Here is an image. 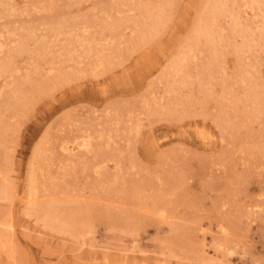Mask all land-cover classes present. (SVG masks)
I'll return each instance as SVG.
<instances>
[{
	"label": "rangeland",
	"instance_id": "1",
	"mask_svg": "<svg viewBox=\"0 0 264 264\" xmlns=\"http://www.w3.org/2000/svg\"><path fill=\"white\" fill-rule=\"evenodd\" d=\"M217 2L0 0V264H264V0L192 42Z\"/></svg>",
	"mask_w": 264,
	"mask_h": 264
},
{
	"label": "bare ground",
	"instance_id": "2",
	"mask_svg": "<svg viewBox=\"0 0 264 264\" xmlns=\"http://www.w3.org/2000/svg\"><path fill=\"white\" fill-rule=\"evenodd\" d=\"M218 2L217 3H214V5H213V7L211 8V10L208 12V13H204L205 15H199L198 16V19H197V22H196V27H195V29H194V34H193V36H192V34H191V36H192V42L193 41H198L199 39H202V38H205L204 40H207V41H209L210 43H213L214 44V40H213V36H214V33H212L213 32V28H214V25H215V23H216V20H217V18H218V16L220 15V14H222V12L223 11H225V10H223L224 9V3H225V0H217ZM252 2V1H251ZM264 4V3H263ZM154 5V4H153ZM158 5V4H157ZM142 10H143V12L141 13V15H140V17H144V21H149V24L151 25V26H154L153 24H156V22H157V14H156V12H153L154 10L149 6V5H147V4H144V2H143V5H142ZM226 8V7H225ZM166 13V12H165ZM199 13V12H198ZM202 14H203V11L201 12ZM232 17V16H231ZM164 19V18H163ZM234 19H236V18H234ZM116 22V21H115ZM115 22H113V23H115ZM122 24V23H121ZM162 24V23H161ZM114 25V24H113ZM149 25V26H150ZM150 26V27H151ZM68 28H69V26H68ZM70 28H71V26H70ZM73 28V27H72ZM76 28V27H75ZM111 28H113V27H111ZM142 29V28H141ZM70 30V29H69ZM76 30V29H75ZM134 32V31H133ZM139 32H140V30H139ZM29 35H31V34H29V33H27L26 35H25V38L27 37V36H29ZM75 35H76V33H75ZM77 35H78V33H77ZM31 37H32V35H31ZM35 36H33V38H34ZM207 38V39H206ZM30 39V38H29ZM32 39V38H31ZM46 39V38H45ZM35 40H37V39H35ZM39 40H41V39H39ZM38 40V41H39ZM37 41V42H38ZM43 41V40H42ZM87 41V40H86ZM90 42V41H89ZM39 43H41L40 41H39ZM71 43V42H70ZM86 43V42H85ZM87 44V43H86ZM48 44L46 43V46H47ZM211 45V44H210ZM88 46H89V44H88ZM18 47V46H17ZM68 47H70V46H68ZM18 49V48H17ZM47 49V48H46ZM71 51V50H70ZM89 54V53H88ZM74 55V54H73ZM75 55H78V54H75ZM80 55V54H79ZM79 57V56H78ZM80 58V57H79ZM99 61V60H98ZM180 62V61H179ZM179 62H173L172 63V75H178L180 72H181V70H180V68H179ZM181 62H183L182 60H181ZM96 64V63H95ZM3 66H1L0 67V72L3 70ZM248 75V74H247ZM240 80V79H239ZM176 82V81H175ZM173 84H174V81H173ZM133 123V122H132ZM206 131V130H205ZM197 132V131H196ZM203 133H205V132H203ZM206 133H208L207 131H206ZM197 135V134H196ZM204 135V134H203ZM202 137H204V136H202ZM211 137V136H210ZM209 138V137H208ZM212 138V137H211ZM210 139V138H209ZM83 145V146H85L86 145V143L85 142H80L79 143V145ZM82 158V157H81ZM83 166V165H82ZM81 166V167H82ZM83 168V167H82ZM71 170V169H70ZM73 170V169H72ZM42 171V170H41ZM47 171V170H46ZM49 174V173H48ZM35 177V176H34ZM73 178H74V176H73ZM74 183V182H73ZM33 184V183H32ZM54 185V184H53ZM58 185V184H57ZM57 185H55V186H57ZM41 186V185H40ZM43 186V185H42ZM30 187V186H29ZM71 188H73V187H71ZM36 191V190H35ZM107 191V190H106ZM54 196V195H53ZM70 198V197H69ZM68 198V199H69ZM30 201V200H29ZM32 201V200H31ZM49 201H50V199H49ZM74 201V200H73ZM84 205V204H83ZM77 206V205H76ZM85 206V205H84ZM57 207V206H56ZM60 207V206H59ZM85 208V207H84ZM42 209H44L45 211L44 212H46V214H49V215H51V216H53V217H56V219H57V221H58V224L60 225V227H66V225H68L69 223H70V221H71V219H75V217L73 216V215H71L70 213H66V212H56V214H58V215H52L53 213H54V211H56L58 208H55L51 203H46L45 205H43L42 206ZM50 216V217H51ZM57 224V225H58ZM56 225V224H55ZM226 250L227 251H233V247H227L226 248ZM160 264H166L165 262H160Z\"/></svg>",
	"mask_w": 264,
	"mask_h": 264
}]
</instances>
